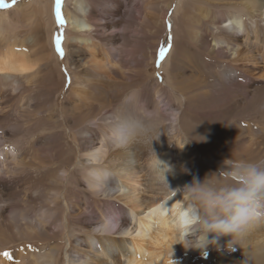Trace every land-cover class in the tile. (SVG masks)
I'll list each match as a JSON object with an SVG mask.
<instances>
[{
	"label": "bare ground",
	"instance_id": "bare-ground-1",
	"mask_svg": "<svg viewBox=\"0 0 264 264\" xmlns=\"http://www.w3.org/2000/svg\"><path fill=\"white\" fill-rule=\"evenodd\" d=\"M72 1L75 6L70 10L67 6ZM178 1L170 17L173 33L171 48L165 57L164 67L169 79L174 74L179 47L183 44L179 39V31L189 41L203 47L207 42L203 27L207 24L211 25V30H216L211 49L230 52L235 55L236 61L241 62L240 70L225 71L221 79L208 83L205 88L200 87L201 91L197 90L194 95L187 97L188 105L193 106L196 102L202 107L215 103L217 96H212V92H218L219 87L227 82L239 79L242 75L248 76L251 71L264 74V21L250 15L249 11L255 10L264 17V0H237L241 6L229 5L237 12L218 16L200 7H193L195 13L183 10L180 7L181 0ZM170 2L171 0H67L63 9L67 27L66 61L72 73L71 95L67 99L70 101L68 108L73 113L65 120L76 122L75 126L81 127L77 138L81 155L69 166L58 168L53 180L66 179L73 169L80 168L84 174L83 186L89 190L95 203L91 204V201L83 198V202L78 205V215L83 221L85 233L82 237H74L73 243L69 242L62 264H96L98 258L102 263L97 264H170L171 259L176 264H192L196 250L185 249L182 244L176 243L178 228L187 223L186 198L178 189L189 184L194 176L182 173L179 160L186 159L189 146L186 143L187 137H203L204 132L190 124L183 136L178 134L177 128L182 126V102L174 103L167 99L164 88L159 84L153 83L156 88L153 94L132 90L130 94L120 96L114 83V77L119 74L116 67L130 69L137 55V73L146 79L151 76L152 70L147 69L145 56L138 48L144 46L146 41V27L151 25L155 28L151 12L158 10L163 13L164 18ZM34 3H37L42 22L51 34V3L48 0H35ZM159 4H163V7L157 9ZM246 15L250 16L249 22L245 20ZM6 17L0 12V82L9 80V83L16 85L31 78L35 72L27 54L16 49V44L10 41L12 34L10 35L6 23L2 24ZM71 39H79L71 44L72 49ZM80 44L90 57L84 68L81 66L83 58L80 51L83 47ZM244 54H247L246 58L243 57ZM57 61L58 58L56 64ZM87 75L92 77L91 82L84 78ZM51 76L50 73L49 79L54 85ZM249 94L248 90L243 93V103L259 107L264 105V93ZM95 97L98 100L104 99L110 105H117L116 110L109 113L112 115L98 111L91 117L83 113V110L89 112L92 109L94 104L89 103V98ZM59 109L64 116V103ZM164 120H169L165 126ZM194 143L198 144L197 141ZM22 163L18 148L9 146L8 150L1 149L0 193L3 189L12 187L13 178L20 171ZM167 166L171 169L166 174L169 189L160 183L163 175L161 169H166ZM13 207L0 198V217L9 213L10 221H5V228L12 236L15 231L20 238L25 237L30 225L38 230L44 226L41 220L46 217V209H43L33 223L29 221L30 217L25 210ZM262 231L264 223L250 229L243 239L254 238L253 234ZM3 244L0 236V264H12L14 247L9 250L12 252L5 255L7 252L4 247L7 245ZM263 249L260 246L251 252L254 262L264 260ZM50 253L47 256L31 257L24 264H59L57 251L50 249Z\"/></svg>",
	"mask_w": 264,
	"mask_h": 264
},
{
	"label": "rangeland",
	"instance_id": "rangeland-1",
	"mask_svg": "<svg viewBox=\"0 0 264 264\" xmlns=\"http://www.w3.org/2000/svg\"><path fill=\"white\" fill-rule=\"evenodd\" d=\"M34 1L0 0V12L7 16L2 24L6 23L10 35L12 34L10 41L16 44V49H21L27 54L35 72L31 78L22 80L16 85L9 83V80H5V83L0 82V101H2L0 104V151L8 150L9 146L16 147L20 150L23 160V166L13 178L12 187L3 189L0 198L14 206L13 209L25 210L30 217L29 221L33 223L43 209L47 210V214L45 219L41 220L44 226L40 230L30 225L27 235L20 238L15 231L12 236L6 230L5 221H10L9 213L6 212L0 217V236L7 245L4 247L7 254L12 252L9 250L14 247L12 264H24L31 257L50 255V249L57 251L60 258L59 264H62L61 260L64 259V251L69 249V242L73 243L74 237H82L85 233L83 221L78 215L80 203L83 202V198H87L91 204L95 201L90 197L89 190L83 186L84 174L80 168L73 169L74 171L69 173L66 179L53 180L58 168L69 166L81 155L77 144L81 127L75 126L76 122L65 120L73 114L68 108L70 101L67 99L71 95L72 73L66 61V23L60 25L57 22L54 12L55 0H48L51 3V15H53V30L50 34L47 26L42 22L39 8ZM178 2V0H171L164 18L163 13L158 10L151 12L155 28L151 25L146 27L148 32L146 41L144 46L138 48L145 56L147 69L152 70L151 76L146 79L137 73L139 61L137 55L130 69L116 67L119 74L114 77V83L120 96L130 94L132 90L153 94L156 90L153 83H157L164 88L167 99L174 103L182 102V126L177 128L178 134L183 136L184 130L188 129L190 124L204 132L203 137L196 138L194 135L187 137L186 143L189 146L186 159L179 160L182 173L194 174L193 177L202 181L206 176L220 172L219 177L213 175V179L223 182L227 178V169L232 161L264 160V105L259 107L253 103V105L243 103L241 100L246 90L250 92L249 95L264 93V74L261 72V75L260 71H251L248 76L242 75L239 79L227 82L223 87H219L218 92H212V96H217L215 103L202 107H199L196 102L193 106L188 105L187 97L194 95L197 90L201 91L200 87L205 88L208 83L222 77L225 71L240 70L241 62L236 61L235 55L230 52L215 49L216 52H214L211 49L216 32L214 29L211 30V25L207 24L203 27L207 41L203 47L197 46L184 37L183 32L178 30V25L177 30L181 33L179 39L183 44L179 47L174 74L172 79H169L165 69V57L169 50L164 59L159 61V67L157 61L160 48H167L171 44L172 26L169 29L167 25L172 22L170 17ZM181 2L180 7L182 6L183 10L194 12V9L200 7L208 9L217 16L237 12L229 5L240 4L237 0H194V2L181 0ZM143 3L146 4L145 1ZM66 4L67 0H62L61 14L65 21L63 9ZM74 6L75 2L72 1L67 7L72 10ZM160 7H163V4L156 6L157 9ZM249 11L250 15L260 17L264 21L260 13L255 10ZM245 20L249 22L250 16L246 15ZM57 34L63 38L64 56L62 58L55 50L54 37ZM75 41L79 39H71L70 45ZM80 52L83 58L81 66L84 68L90 57L84 47ZM247 54L243 57L246 58ZM56 58H58L57 64ZM50 73L54 85L50 82ZM84 78L91 82L92 77L89 75ZM89 99V103L94 105L89 112L83 110V113L91 117L98 111L109 114L117 108V105L114 103L110 105L104 99L98 100L96 97ZM62 103L64 107L66 106L64 116L59 109ZM168 112L169 110L166 115ZM168 122L169 120H164L163 125H167ZM194 141L198 144L196 145ZM186 167L188 170L185 169ZM253 235L254 238L240 239L231 249L226 247L230 237H220L218 245L208 249L207 257L197 251L194 252L192 264H243V261H246V264H264V260L254 262L255 259L251 253L260 246L264 247V231ZM95 262L102 263V260L98 258Z\"/></svg>",
	"mask_w": 264,
	"mask_h": 264
},
{
	"label": "clouds",
	"instance_id": "clouds-1",
	"mask_svg": "<svg viewBox=\"0 0 264 264\" xmlns=\"http://www.w3.org/2000/svg\"><path fill=\"white\" fill-rule=\"evenodd\" d=\"M161 171L160 183L169 189L166 174L171 169L167 166ZM213 175L219 177L220 172L202 181L193 177L178 189L186 198L187 223L178 228L176 243L204 257L220 237H230L226 247L231 249L250 229L264 223V160L232 161L223 182ZM170 264L176 262L171 259Z\"/></svg>",
	"mask_w": 264,
	"mask_h": 264
},
{
	"label": "snow or ice",
	"instance_id": "snow-or-ice-1",
	"mask_svg": "<svg viewBox=\"0 0 264 264\" xmlns=\"http://www.w3.org/2000/svg\"><path fill=\"white\" fill-rule=\"evenodd\" d=\"M61 5H62V0H55V4H54V12H55V17L57 22L60 25H64L66 23V21L63 19L62 14H61ZM6 6V5H5ZM168 28H171V24L169 23ZM62 36L60 34H57L54 37V44H55V50L56 52L61 56V58L64 56V49L62 47ZM171 39V37L169 38ZM171 48V44L168 45L167 48L165 47H161L159 50V60L157 61V66L159 67V61L163 60L167 51L170 50ZM159 75V74H157ZM5 255H7V253H5Z\"/></svg>",
	"mask_w": 264,
	"mask_h": 264
}]
</instances>
